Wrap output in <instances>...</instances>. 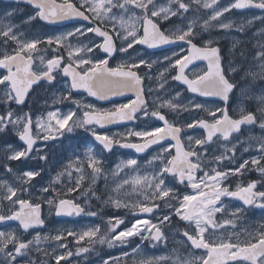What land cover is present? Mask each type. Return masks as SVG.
I'll list each match as a JSON object with an SVG mask.
<instances>
[{
    "label": "snow or ice",
    "instance_id": "6c2138e0",
    "mask_svg": "<svg viewBox=\"0 0 264 264\" xmlns=\"http://www.w3.org/2000/svg\"><path fill=\"white\" fill-rule=\"evenodd\" d=\"M10 2L29 11L0 14V264H78L96 244L134 245L99 264H264V0ZM120 149L137 155L112 167ZM42 205L103 224L45 232ZM169 240L187 255L142 254Z\"/></svg>",
    "mask_w": 264,
    "mask_h": 264
},
{
    "label": "flooded vegetation",
    "instance_id": "af4514ba",
    "mask_svg": "<svg viewBox=\"0 0 264 264\" xmlns=\"http://www.w3.org/2000/svg\"><path fill=\"white\" fill-rule=\"evenodd\" d=\"M16 7H21V8H24V10H25L24 13H20V14L16 15L15 20L17 22H19L23 18V16L29 11L28 7L25 6V5H19V6H17L14 3L4 2V1L0 0V14H3L6 9H11V8H16ZM204 11H206V10H204ZM71 23L72 22H67L65 25H53V26H49V28L50 29H58L60 31H64V30H67V28L71 26ZM256 27H259L258 22L255 25L253 31H255V28ZM212 34L213 35H218V36H221V37H223V35H224L222 32L217 31V30H214ZM232 34H236L237 35L238 33H232ZM220 46H221V49H222V54L225 55V56H227L228 48L231 46V40H230V38H228V37L222 38L220 40ZM136 47L137 48H141V49L143 48V46H140V45H137ZM172 48H175V46H169V50H171ZM148 51L151 52L153 50H148ZM141 54L142 55L144 54L143 51L141 52ZM125 55L126 54L118 53L116 56L113 57L112 60L109 61L110 66L115 67L116 64L119 63L120 60H121V58L124 57ZM236 59H238V58H236ZM189 68L190 69L195 68L198 71L201 70V69H206L207 68V62L206 61L197 60L192 65H190ZM0 71H2V70H0ZM151 71L152 72H155L156 69L153 68ZM172 83L175 84L176 82H172ZM183 87H184L183 85H180V89L181 90L183 89ZM31 95H32V93H30V96ZM130 96H131V94H129L127 96H123V97H116V98H114V101H97V100H95L92 97H86V94H82V98H85L86 99V102L94 103L97 107H100V108H110L112 106L113 102H117V101L118 102H121V103L127 102ZM191 96H192V94H190V93H184V97L191 98ZM198 99L203 100L205 98H198ZM44 100H45V96H44L43 93L38 94V95H36V96L33 97L32 107H33L34 111H36L37 113H39V112H41V111L44 110V108L46 107V105L44 103ZM209 103L211 104V98H209ZM217 103H218V101H217ZM211 106H215V104H211ZM59 107L66 109L68 107V105H62V106H59ZM183 115H188V114L185 113ZM110 130L112 132H123L125 130V126H114V127L110 128ZM78 131L79 130H77V132ZM101 131H105V130H101ZM75 133H73V135ZM83 134L86 136V134L84 132H83ZM253 134L254 135H259L260 134V130L258 128L255 129ZM75 140L77 142H79L81 139H78L77 137H75ZM11 141L15 143L16 142V138L14 137V139H12ZM151 151H152V149H149V152H151ZM129 155L135 156L137 154H135L132 150L120 149L117 157H111V159H112V165L111 166L112 167L115 166V162H116L117 159H119V158H128ZM147 155H148L147 153L142 154V157L141 158H143L144 156H147ZM248 155H249V153H246L245 154V156H248ZM53 173H54V171L51 173V176L53 175ZM250 175H251V178H255L257 176L256 173H252ZM49 178L50 177L46 175L45 178H44L43 183L46 184ZM37 179H39V178H37ZM42 206H44L43 211H44V214L46 215V213H45L46 205H42ZM111 212H112V210H111ZM80 218H82V217L71 218V219H69L67 221V223L68 222H72V221H78ZM259 218H260L259 217V210H256V212L254 214H251L249 216V222H253L255 220H259ZM46 222H47L46 229L48 230L49 227L51 226V221L46 220ZM101 223H103V221ZM103 231H104V228L102 229V232ZM137 243H140V242L137 240ZM45 246L48 247L47 245H45ZM144 246H145V244L142 245V250L144 249ZM132 247H134V245H129L126 248H112V249H109L106 244L105 245H100L99 244L98 245V248H97V244H96V249H97V264H99V262H100V260L102 258H108L109 256H119L121 254V252H123V251H131ZM174 248L177 249L181 254L187 255V250L183 246H181L179 244H176V243H174L171 240H169V243H168L167 246H165V245H158L157 246V249L160 250V251H157V254H158V256L169 255V254L172 253V250ZM40 258L41 259H44L43 257H40ZM82 258H83V256L78 257V258L77 257H74V259H75L74 261H77L78 264H80V261H81ZM163 263L164 262H161V264H163Z\"/></svg>",
    "mask_w": 264,
    "mask_h": 264
},
{
    "label": "rangeland",
    "instance_id": "374dc122",
    "mask_svg": "<svg viewBox=\"0 0 264 264\" xmlns=\"http://www.w3.org/2000/svg\"><path fill=\"white\" fill-rule=\"evenodd\" d=\"M221 2H224V0H221ZM206 11H210V10H206ZM254 27L249 31V34L253 31ZM232 35H236V34H232ZM237 35H239V34H237ZM71 135L73 137V143H78L75 140V137H77L78 139H81V140L85 137V135L83 134L82 130H79L78 132L76 131V133L74 135L73 134H71ZM8 138H9V140L14 139L13 136H9ZM54 175L55 174H53V176ZM100 183L102 184L103 181H101ZM97 207H98V205H97ZM110 212H111V209H107V208L104 209V214L106 216L107 215H111L112 212L111 213ZM45 213H46L45 218H46V220L51 221V226L49 227L48 230L45 229L43 231H45V232H53V234H54V229H56V228L67 227V228H74V229H82V228H85L87 226H90L92 223L103 224V223H101L102 220L100 218H97V217H82L78 221H72V222H68V223H64L62 221L61 222H56L55 219H54V213L53 214H49L47 205H46ZM102 229L103 228H101V231H102ZM69 239H71V238H69ZM50 243L54 244L55 242H50ZM146 243L147 242H144L142 244V245L145 244L144 249L142 250V254L145 255V256H149V257H158L157 251H160V250L157 249V246L155 248H153L151 245H149L148 243L146 244ZM98 245L99 244H97V248H98ZM47 246H49V245H47ZM71 246L72 245H70V247ZM73 260H75L74 257H73ZM94 263L97 264V249H96V245L93 246L92 252H90L88 254H84L83 258L80 261V264H94ZM61 264H64V262L62 261ZM163 264H165V262Z\"/></svg>",
    "mask_w": 264,
    "mask_h": 264
},
{
    "label": "water",
    "instance_id": "95a60500",
    "mask_svg": "<svg viewBox=\"0 0 264 264\" xmlns=\"http://www.w3.org/2000/svg\"><path fill=\"white\" fill-rule=\"evenodd\" d=\"M5 1H10V0H5ZM113 126H125V125H111V126H109V127H113ZM128 150H130V149H128ZM41 214H42V208H41ZM56 217V216H55ZM57 219H67V218H69V217H56Z\"/></svg>",
    "mask_w": 264,
    "mask_h": 264
}]
</instances>
